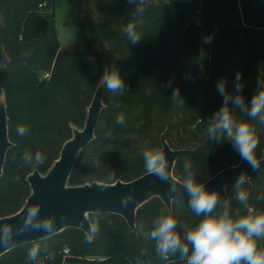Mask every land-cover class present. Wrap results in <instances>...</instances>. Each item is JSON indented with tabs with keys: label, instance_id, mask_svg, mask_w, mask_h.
Segmentation results:
<instances>
[{
	"label": "trees",
	"instance_id": "1",
	"mask_svg": "<svg viewBox=\"0 0 264 264\" xmlns=\"http://www.w3.org/2000/svg\"><path fill=\"white\" fill-rule=\"evenodd\" d=\"M138 3L85 0L88 38L80 49L69 50L60 46L52 0H0V100L11 143L0 171V217L23 207L31 193L28 174L49 172L71 127L85 122L99 87L101 108L93 137L76 154L67 185L132 180L148 171L142 151L161 150L164 143L182 150L172 168L180 182L185 159L192 160L203 181L241 161L230 141L207 139L205 130L207 118L223 99L216 91L220 76L232 90L239 70L246 99L256 88L264 68V0H143L142 13L136 10ZM129 21L142 36L135 44L121 31ZM208 34L212 39L206 44ZM112 67L125 81L122 94L103 86L102 75ZM174 87L182 99H171ZM121 113L125 123L118 125L115 118ZM236 116L245 118L239 111ZM18 124L27 125L29 133L17 135ZM254 124L259 137L255 155L261 160L264 124ZM26 150H40L44 163L24 165L21 156ZM244 187L249 203L264 210V200L256 199L264 189V173L250 177ZM234 192L228 184L221 199L230 201V212L242 214L245 209ZM163 210L177 216L181 232L180 225L192 226L198 219L187 203L173 200L167 205L154 195L136 207L133 226L118 213L89 212L91 234L64 226L7 249L0 254V264H183L178 256L161 260L147 238L152 218ZM33 244L40 245L41 253L29 261L27 250ZM258 246L264 247V238ZM48 252L54 253L53 259Z\"/></svg>",
	"mask_w": 264,
	"mask_h": 264
},
{
	"label": "clouds",
	"instance_id": "2",
	"mask_svg": "<svg viewBox=\"0 0 264 264\" xmlns=\"http://www.w3.org/2000/svg\"><path fill=\"white\" fill-rule=\"evenodd\" d=\"M127 2L133 4L137 3V0ZM142 3L143 0H139L136 9L139 13L144 11ZM121 31L133 44L142 38L131 21L121 25ZM211 39V34L205 35L203 42L210 43ZM102 81L103 86L111 93L122 94L126 90L125 81L116 67L103 74ZM227 85L228 80L224 76H220L216 81V91L223 99L207 118V139L217 142L230 141L240 159L246 161L251 168L257 169L260 167V161L256 158L255 150L259 137L254 121L264 124V68L259 71L256 88L250 99L243 95L244 82L239 70L234 75L232 90H229ZM171 99H182L178 88H173ZM237 111L245 118L238 119ZM115 123H125L122 113L116 116ZM15 131L17 135L25 136L30 129L25 124H18ZM141 155L149 172L161 180L168 181L169 193H177L178 188L186 190L187 206L198 218L192 226L180 225L183 232L178 230L180 222L177 216L169 210L160 211L152 218L147 238L154 242L155 253L161 260L166 261L171 256H178L183 264H264V247L258 246V240L264 238V210H258L249 203L250 194L244 187L247 181L244 171H241L232 186L235 199L245 211L242 214H233L230 212V201L221 199L215 188L206 187L205 182L197 178L191 159H185L183 162V182L178 184L169 176V161L163 151L158 148H145ZM21 159L24 165L37 167L44 163L46 157L40 150L34 153L26 150ZM130 199L131 196H124L121 202L127 204ZM256 199L264 200V189L257 194ZM218 206L221 209L219 211ZM29 227L50 233L55 228V216L52 213L42 215L38 204L29 205L23 211L19 226L0 223V243L12 240L18 229ZM40 253V245L33 244L27 250V259L35 261ZM47 255L49 259L54 258L53 252H48Z\"/></svg>",
	"mask_w": 264,
	"mask_h": 264
},
{
	"label": "water",
	"instance_id": "3",
	"mask_svg": "<svg viewBox=\"0 0 264 264\" xmlns=\"http://www.w3.org/2000/svg\"><path fill=\"white\" fill-rule=\"evenodd\" d=\"M98 99L100 107L97 109L93 101ZM3 106L4 119L0 120V171L4 162L7 147L11 144L7 138V117ZM101 108L100 87L95 92L88 108L85 123L80 131L67 139L60 149L59 157L53 167L46 175H40L37 171L28 174L31 193L26 199L23 207L17 212L0 217V223L14 224L19 226L23 211L32 204H38L40 213H52L55 216V228L50 233L32 227L19 230L14 238L6 243H0V254L7 249L22 243L32 242L49 236L64 226L73 225L91 234V225L87 217L89 212H114L121 214L130 226L134 225V213L136 207L147 198L158 195L169 205L175 200L187 203L188 195L186 190L178 188L177 193H169L167 190L168 181L161 180L157 175L149 171L129 181H115L114 183L92 182L79 186L66 184L67 177L72 168L76 154L93 137L94 127L97 122ZM161 151L168 158V173L172 180L182 184L172 172L175 157L182 151L172 149L164 143ZM260 161V167L253 169L249 164L241 160L237 165L220 170L207 180L206 187L215 188L220 195L225 196L224 188L235 181L237 176L244 171L247 180L255 175L264 173V158ZM183 193V195H182ZM124 196H131L127 204H122Z\"/></svg>",
	"mask_w": 264,
	"mask_h": 264
},
{
	"label": "rangeland",
	"instance_id": "4",
	"mask_svg": "<svg viewBox=\"0 0 264 264\" xmlns=\"http://www.w3.org/2000/svg\"><path fill=\"white\" fill-rule=\"evenodd\" d=\"M84 6L85 0H52L53 19L61 48L80 49L88 38V31L83 18ZM94 16L97 19L99 15L94 12ZM93 104L97 109L100 107L98 99H95ZM4 116L3 106L0 105V120H5ZM83 125L81 127L72 126L70 137L76 131H80ZM86 215L88 216V213Z\"/></svg>",
	"mask_w": 264,
	"mask_h": 264
},
{
	"label": "built area",
	"instance_id": "5",
	"mask_svg": "<svg viewBox=\"0 0 264 264\" xmlns=\"http://www.w3.org/2000/svg\"><path fill=\"white\" fill-rule=\"evenodd\" d=\"M45 75H48V73H45ZM63 252H64V253H67V252H68V248H64V249H63Z\"/></svg>",
	"mask_w": 264,
	"mask_h": 264
}]
</instances>
